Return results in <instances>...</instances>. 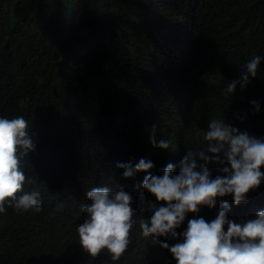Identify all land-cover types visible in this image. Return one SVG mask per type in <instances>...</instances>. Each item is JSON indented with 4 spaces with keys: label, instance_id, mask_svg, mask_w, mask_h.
<instances>
[{
    "label": "trees",
    "instance_id": "trees-1",
    "mask_svg": "<svg viewBox=\"0 0 264 264\" xmlns=\"http://www.w3.org/2000/svg\"><path fill=\"white\" fill-rule=\"evenodd\" d=\"M257 55V76L226 93ZM19 116L36 143L23 157L24 192L38 191L42 210L6 206L0 264H176L161 244L181 242L189 213L176 239L144 237L137 223L119 261L106 250L92 258L76 232L85 193L123 188L134 219L150 220L148 202L166 204L144 177L169 163L179 174L189 150L206 152L212 119L264 138V0H0V117ZM153 129L168 149L153 147ZM140 159L153 167L130 178L116 167ZM223 166L207 164L212 178ZM247 196L229 219L246 221L255 196L264 209V181ZM223 201L236 207L231 195L217 198L211 221Z\"/></svg>",
    "mask_w": 264,
    "mask_h": 264
},
{
    "label": "clouds",
    "instance_id": "clouds-1",
    "mask_svg": "<svg viewBox=\"0 0 264 264\" xmlns=\"http://www.w3.org/2000/svg\"><path fill=\"white\" fill-rule=\"evenodd\" d=\"M260 63L259 55L250 59L240 79L231 81L225 92L234 93L237 85L241 90L246 88L251 83L250 77L257 76ZM251 103L258 112L259 103L255 100ZM28 129L29 123L23 116L0 117V214L6 212V206L18 214L42 210L40 193L24 192L25 183L30 181L23 171V157L36 150ZM150 139L153 147L168 149L170 146L167 140L157 143L155 129ZM204 140L208 142L206 152L213 155L189 150L180 162L179 174H173L174 165L169 163L162 176L148 174L144 177L143 188L157 202L166 204L157 207L149 201L150 220L143 216L138 221L134 219L137 213L132 207L133 197L123 188L97 186L88 190L85 194L89 203L81 208L87 218L76 228L83 252L96 258L106 250L112 261H119L131 243L132 229L137 223L144 237L176 239V229L186 215L198 213L203 206L214 208L217 198L231 195L236 206L246 204L247 194L264 181V171H261L264 138L212 119ZM208 163L227 166L219 169L223 175L212 178ZM116 167L124 169V178H130L137 172H148L153 164L140 159L134 166L118 163ZM220 208L211 222L203 217L188 220L187 229L180 233L181 242L171 247L168 243L161 244L169 250L176 264H264V210H258L254 219L237 223L227 216L231 210L227 201L221 202Z\"/></svg>",
    "mask_w": 264,
    "mask_h": 264
},
{
    "label": "rangeland",
    "instance_id": "rangeland-1",
    "mask_svg": "<svg viewBox=\"0 0 264 264\" xmlns=\"http://www.w3.org/2000/svg\"><path fill=\"white\" fill-rule=\"evenodd\" d=\"M260 199L259 197L255 196L253 197L252 201H251V205L249 206L250 209H252L253 212L249 211L245 213V219H249L255 218V213L261 209L262 205L260 203ZM207 206H203L200 208V211L198 213H189V220L193 219V218H199V217H203L206 221L211 222V215L209 214V211L206 209ZM238 210L237 206L234 208H231L230 211H228V216L231 217L232 213H235V211ZM264 210V209H263ZM208 211V212H207ZM248 215V217H247ZM188 222V221H187Z\"/></svg>",
    "mask_w": 264,
    "mask_h": 264
}]
</instances>
